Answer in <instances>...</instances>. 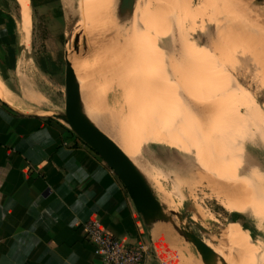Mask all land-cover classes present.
Returning <instances> with one entry per match:
<instances>
[{"label":"rangeland","instance_id":"1","mask_svg":"<svg viewBox=\"0 0 264 264\" xmlns=\"http://www.w3.org/2000/svg\"><path fill=\"white\" fill-rule=\"evenodd\" d=\"M28 6L21 30L18 6L0 0L5 83L24 88L23 79L30 84L41 75L64 107L72 26L78 46L70 41V61L94 60L80 77L84 101L143 172L171 224L201 237L215 254L212 264H225L221 255L264 264V0ZM178 239L195 255L188 264H203Z\"/></svg>","mask_w":264,"mask_h":264},{"label":"crops","instance_id":"2","mask_svg":"<svg viewBox=\"0 0 264 264\" xmlns=\"http://www.w3.org/2000/svg\"><path fill=\"white\" fill-rule=\"evenodd\" d=\"M9 1L25 29L28 0ZM22 81L27 86L13 89L0 73V264H101L83 232L91 217L126 243L146 240L117 177L65 124L46 115L66 112L48 91L52 85L41 75L31 85ZM155 235L160 244L161 234ZM181 257L188 264L189 256ZM146 264L162 262L149 251Z\"/></svg>","mask_w":264,"mask_h":264},{"label":"water","instance_id":"3","mask_svg":"<svg viewBox=\"0 0 264 264\" xmlns=\"http://www.w3.org/2000/svg\"><path fill=\"white\" fill-rule=\"evenodd\" d=\"M66 68V108L67 111L58 113L53 111L46 113L48 117L55 118L65 124L84 143L93 149L111 172L117 177L130 199L141 225L144 228L145 238L154 256L162 264H173L178 256L186 258L193 255L186 246L179 244L180 236L190 242L200 255L205 264H212L215 254L205 241L198 235L188 230H183L171 223V217L165 213L164 207L156 197L149 181L135 165V163L108 138L100 129L91 128L84 113L81 110L75 88L72 86ZM93 129V133L91 129ZM94 134V135H93ZM162 227V228H161ZM176 230L177 233L174 231ZM160 233L163 240L159 244L156 235ZM182 242V241H181ZM182 258V257H181ZM212 262V263H211Z\"/></svg>","mask_w":264,"mask_h":264},{"label":"built area","instance_id":"4","mask_svg":"<svg viewBox=\"0 0 264 264\" xmlns=\"http://www.w3.org/2000/svg\"><path fill=\"white\" fill-rule=\"evenodd\" d=\"M83 232L85 238L94 245L101 264H146V255L152 252L147 240L126 243L93 217L83 222Z\"/></svg>","mask_w":264,"mask_h":264},{"label":"bare ground","instance_id":"5","mask_svg":"<svg viewBox=\"0 0 264 264\" xmlns=\"http://www.w3.org/2000/svg\"><path fill=\"white\" fill-rule=\"evenodd\" d=\"M69 4V3H68ZM247 10V9H246ZM253 12H255V11H253ZM253 12H252V14H253ZM65 14H66V18L68 19V20H70L71 18H70V13L68 12V11H66L65 12ZM73 14H74V12H73ZM251 14V15H252ZM254 16V15H253ZM257 17V16H256ZM259 20H261V19H259ZM263 25V24H262ZM263 27V26H262ZM75 30V29H74ZM77 32V31H76ZM66 34H67V37H68V40H66V50H65V61H66V68H67V73H68V75H69V78H70V80L72 79V86H73V88H75V90H76V92H77V96H78V99H79V104H80V107H81V110H82V112L84 113V115H85V117H86V119H87V121H88V123L90 124V126H91V128H97V129H100V130H102L103 132H105L106 134H107V136H108V138L109 139H111L112 140V138H111V136L104 130V128L103 127H101V125H100V123H98L97 121H96V117H94L93 116V111L91 110V108L85 103V101H84V96H83V93H82V91H83V88H84V81H83V79L82 78H80L81 77V75L83 74V70L85 69V68H87V67H90V66H92V64L94 63L93 61L94 60H92V58H91V60H83L82 61V63L83 64H81V66L78 64L79 62H80V60H78L77 61V58L75 59L76 61H77V63H74V62H71L70 61V58H69V56H70V51H73V48H69V46L70 47H72L71 46V42L73 41V46L74 47H77L78 46V33H75V31H73V28H72V26H70L68 29H67V31H66ZM71 41V42H70ZM69 43H70V45H69ZM0 87H2L1 85H0ZM0 90H1V88H0ZM66 111H67V108H66ZM90 128V129H91ZM93 131V129H91V132ZM93 133V132H92ZM94 135V134H93ZM112 141H114V140H112ZM115 142V141H114ZM115 144L116 145H118L116 142H115ZM119 146V145H118ZM119 148L123 151V149L119 146ZM124 152V151H123ZM125 153V152H124ZM126 154V153H125ZM127 155V154H126ZM131 159V158H130ZM230 224V223H229ZM227 226H228V224H227ZM223 234H225V236L231 241V239H232V234L231 233H228L226 230H224V233ZM219 242V241H218ZM219 243H222V242H219ZM222 244H224V243H222ZM225 245V244H224ZM227 246V245H226ZM220 257H222V259H220V261H222V262H224L225 264H234V262H236L237 260H235V259H232V258H230L229 257V259H227V257H224L223 255H221ZM239 259V258H238ZM203 264H205V263H203ZM214 264H216V263H214Z\"/></svg>","mask_w":264,"mask_h":264}]
</instances>
